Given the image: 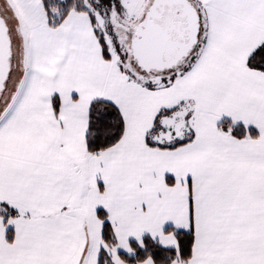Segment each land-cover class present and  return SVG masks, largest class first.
<instances>
[{
	"label": "snow or ice",
	"instance_id": "snow-or-ice-1",
	"mask_svg": "<svg viewBox=\"0 0 264 264\" xmlns=\"http://www.w3.org/2000/svg\"><path fill=\"white\" fill-rule=\"evenodd\" d=\"M0 264H264V0H0Z\"/></svg>",
	"mask_w": 264,
	"mask_h": 264
}]
</instances>
